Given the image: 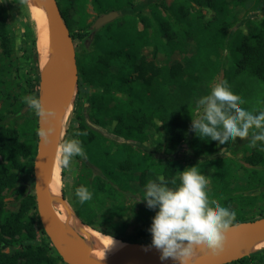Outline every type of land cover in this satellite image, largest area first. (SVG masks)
Masks as SVG:
<instances>
[{
	"label": "trees",
	"instance_id": "obj_1",
	"mask_svg": "<svg viewBox=\"0 0 264 264\" xmlns=\"http://www.w3.org/2000/svg\"><path fill=\"white\" fill-rule=\"evenodd\" d=\"M135 1L93 0V4L99 13H107L121 12L134 6ZM58 3L70 28L68 12L75 0H58ZM245 3L246 0H173L168 4L163 0L150 5L149 18L125 14L92 30V51L77 56V93L88 98L90 109L85 115L76 116L75 129L88 133L78 137L87 153L82 157L84 167L95 168L109 183L104 184L98 174L94 176L92 186L81 178L78 181L81 186H86L97 198L102 192L105 197L118 200V189H129L133 182L145 186L153 174L163 175L171 181L179 171L197 166L201 174L211 177L210 198L235 210L236 222L264 217V142L244 157L245 164L231 157L184 164L169 159L156 160L152 152H142L131 144L110 139L112 135L118 140L124 138L144 143L148 139L145 129L158 120L172 137L167 153L177 149L187 137L192 116L194 118L198 108L197 101L202 97L201 90L220 72V55L226 46L234 57L235 75L246 73L264 82V20H249L247 32L237 29L227 41L228 29L233 26L228 19L229 13L233 7ZM203 8L213 10L212 19H206ZM84 28L88 29L89 25ZM71 34L78 39L88 33ZM190 40L195 42L192 54L188 53ZM145 47L152 48L153 58L162 54L169 59L175 52H182L183 61L158 65L143 53ZM0 48L3 59H10L15 52L12 30L2 6ZM0 72H8L4 62L0 64ZM39 81L40 74L26 80L31 95L39 97ZM2 84L0 80V86ZM229 86L238 95L239 90ZM1 92L0 87V97ZM3 98L6 101L13 99L16 110L24 105L21 95L13 96L9 87ZM77 103L78 98L75 105ZM37 137V130L32 138L21 139L16 129L0 128V264H59L50 254V246L35 242L36 225L41 221L36 217L34 196L24 199L17 211L7 210L3 197L5 190L17 184L19 173L32 168L38 148ZM191 148L198 156L218 152L217 141L202 140L196 133ZM241 169L245 182L241 188L234 187ZM62 177L65 180V173ZM257 188L259 194L241 192ZM91 202L81 204L78 200L74 212L84 223L97 228L98 211ZM157 210L148 208L140 217L146 225L137 235L145 238L144 242L151 243L148 229ZM42 232L46 234L44 229ZM102 232L121 239V234L110 227ZM10 246L17 247L14 253L4 250ZM62 264L67 263L62 260ZM230 264H264V249L239 257Z\"/></svg>",
	"mask_w": 264,
	"mask_h": 264
},
{
	"label": "rangeland",
	"instance_id": "obj_2",
	"mask_svg": "<svg viewBox=\"0 0 264 264\" xmlns=\"http://www.w3.org/2000/svg\"><path fill=\"white\" fill-rule=\"evenodd\" d=\"M161 1L163 0H136L134 6L125 8L121 12L119 11L117 17L125 14H136L149 18L150 5L153 3H160ZM172 1L173 0H166L168 4ZM29 3L30 0H27V3H22L21 0H0V6H2L6 12L8 26L12 30V37L15 43V52L10 59H3L1 57L0 48V64L4 62L8 71L7 73L0 72V80L4 83L0 86L2 90V97H0V128L11 127L16 129L21 139L32 138L34 136L35 131L38 130V117L25 104L21 109L16 110V107L13 105L14 100L10 99L6 101L3 96L6 93L7 87H9L11 94L15 97H19L20 95L21 97L31 95L26 87V80L29 77H35L36 74H40V78L42 75L38 51L39 29L36 17L33 15ZM195 7L198 8L197 5H195ZM202 12L205 14L207 20L212 19L214 16V12L210 8H203ZM68 13L71 26L70 31L88 33L87 36L83 38L74 39L76 55L78 56L83 52H91L93 49V24L96 19L104 13H99L95 9L93 0H75V3L69 9ZM228 19L233 22V26L228 29L227 41L230 40L237 29L247 32L249 20L263 22L264 0H246L244 5L236 6L231 9ZM88 25V29L84 28ZM190 41L191 44L188 53L192 54L195 51V42L193 40ZM151 50V47H145L143 53L149 60H154L158 65H171L183 61L184 53L182 52L177 51L168 59L162 54L153 58ZM220 59L222 62L220 72L208 87H204L201 90V92H203L202 96L208 94L214 83L223 81L226 78L230 85L239 90L238 95L245 101L242 105L243 108L256 114L264 110V82L246 73L235 75L233 73L235 69L234 57L231 55L228 46L221 52ZM186 79H189V77L187 76ZM77 92L78 85L76 82L74 99L76 100L78 98V103L75 105V101H73V110L65 127V131L59 138V144L63 143L66 139L75 138L76 116L78 114L85 115L90 109L88 98L84 95H78ZM200 114V109L197 108L194 113V118L198 117ZM191 124L186 139L171 153L167 152L170 149L172 137L169 133L164 131L161 122L158 120L152 122V124L145 129L148 139L144 143L126 140L124 138L118 140L112 135L110 139L116 143L131 144L134 148L142 152H152L156 160L169 159L184 164L191 162L200 163L206 161L208 158L216 157H231L244 163V157L250 155L263 143L257 142L256 147H249L250 137L246 140H240L238 138L235 142L229 141L225 145H220L219 142H217V153L211 156H198L191 148L192 137L195 134V132L191 130ZM109 131H111V128ZM37 138L39 140V137ZM24 160L25 159H23V161ZM62 173H65V180L62 179ZM98 174L104 184L109 183V180L95 168L84 167L82 157H73L70 168L61 167V194L73 210H75L74 208L78 205V198L75 195L77 185L81 186V183L78 181L83 178L92 186L94 176ZM158 176L161 175L153 174L151 179H156ZM206 178L209 182L211 181L210 176ZM244 182V171L241 169L239 171V178L234 182L233 186L241 188ZM241 192L246 194H259L260 189L257 188ZM117 194L119 195L118 200H113L107 196L105 197L102 192H100L99 198L92 194L91 203L98 211L96 220L97 228H94L102 232L106 227H110L121 234V240L130 241L131 239H136L137 241L144 242L145 238L138 237L137 235L138 230L146 225L140 218L141 215H143V211H148L146 201L140 202L144 197V186L140 185L138 182H133L131 188L118 189ZM31 195L34 196V201L37 205L34 162L32 168H28L25 172L19 173V180L13 188L4 191L3 197L6 209L9 211H17L22 201L29 198ZM261 206L263 207V203H261ZM55 208L59 213L64 212V208L58 203H55ZM36 217L40 219L39 214H37ZM42 229V224L36 225L37 239L35 242L44 246H50L52 248L50 254L57 258L59 264H62V257L53 246L48 235L43 234ZM16 248V246H10L5 247L4 250L9 253H14ZM230 262L231 260L221 264H230Z\"/></svg>",
	"mask_w": 264,
	"mask_h": 264
},
{
	"label": "clouds",
	"instance_id": "obj_3",
	"mask_svg": "<svg viewBox=\"0 0 264 264\" xmlns=\"http://www.w3.org/2000/svg\"><path fill=\"white\" fill-rule=\"evenodd\" d=\"M21 2L27 3V0ZM22 100L43 122L57 116L55 110L46 108L43 100L35 95H25ZM244 103L226 80L214 83L208 94L197 101L201 114L192 116L191 130L200 139L217 141L220 145L250 137L248 146L256 147L257 142H264V110L256 114L243 108ZM51 133L50 127L37 130L45 145L51 142ZM74 135L77 138L66 139L57 146V161L62 168H70L73 157L87 156L78 139L87 136V131L77 130ZM208 185L209 180L197 166L179 171L171 181L163 175L147 181L140 202L146 201L149 209L158 210L148 229L152 240L145 251L155 248L161 253V261L171 259L178 264H191L198 248L217 257L223 254L228 234L240 225L236 222L235 210L210 198ZM75 195L81 204L92 199V192L86 186L78 187ZM111 241L105 253L116 245L114 238Z\"/></svg>",
	"mask_w": 264,
	"mask_h": 264
},
{
	"label": "water",
	"instance_id": "obj_4",
	"mask_svg": "<svg viewBox=\"0 0 264 264\" xmlns=\"http://www.w3.org/2000/svg\"><path fill=\"white\" fill-rule=\"evenodd\" d=\"M43 2L47 7L49 31L53 38H56L57 48L54 67L46 74H42L39 82V98L43 100L44 106L53 109L58 113L62 102V85L66 78L73 75L78 78V64L74 38L70 28L61 12L58 0H36ZM119 15V11H110L99 16L93 24L94 29H98L104 24L114 20ZM50 127L51 142L43 144L39 138L37 154L34 160V179L36 188L37 209L41 224L46 234L50 238L53 246L67 264H178V262L168 259L161 261L153 248L145 251V246L149 242L123 241L119 249L105 257L104 259H91L85 255L69 248L61 239L63 222L59 212L53 205L51 196L46 187L45 180L51 177L55 161L57 158V146L59 145V134L55 118L50 122H43L38 118V129ZM240 227L228 234L226 249L220 256H212L204 262L193 261L191 264H221L230 259L235 248V241L239 236L264 239V217L258 219L237 222ZM199 248L197 249L198 252ZM237 259V258H236Z\"/></svg>",
	"mask_w": 264,
	"mask_h": 264
},
{
	"label": "bare ground",
	"instance_id": "obj_5",
	"mask_svg": "<svg viewBox=\"0 0 264 264\" xmlns=\"http://www.w3.org/2000/svg\"><path fill=\"white\" fill-rule=\"evenodd\" d=\"M29 4L33 15L36 17L39 29V62L41 74L44 75L55 65V56L57 55V48L55 47L57 39L53 38L49 31L46 5L43 2L39 3L36 0H30ZM53 44L55 47L52 49ZM61 93V107L55 117L59 138L65 131V127L69 121L74 106L73 101H75L74 95L76 93V77L74 75L63 81ZM45 184L51 196L53 205L55 206V203H58L64 208V212L59 214L63 222L61 239L66 246L91 259L108 257L119 249L120 245L123 244L121 239L116 238L113 235L100 232L91 225L84 223L67 204L61 194V166L58 163L57 158L52 175L45 180ZM111 237L116 241V245L105 253V247L112 243ZM262 249H264V239L239 236L235 241V248L230 259H236ZM153 250L157 255H161L157 249L153 248ZM212 256L213 255L210 252L201 251L199 249L193 261L204 262Z\"/></svg>",
	"mask_w": 264,
	"mask_h": 264
}]
</instances>
